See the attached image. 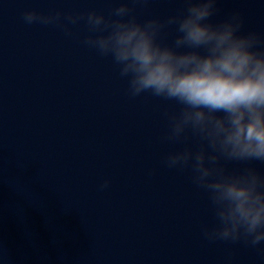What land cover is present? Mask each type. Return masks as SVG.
<instances>
[{"label": "water", "instance_id": "95a60500", "mask_svg": "<svg viewBox=\"0 0 264 264\" xmlns=\"http://www.w3.org/2000/svg\"><path fill=\"white\" fill-rule=\"evenodd\" d=\"M120 3L0 0V264H264V244L204 236L214 223L207 195L189 170L164 163L184 147L164 139L176 102L130 96L111 58L83 43V20H23L29 10L108 16ZM129 7L143 21L187 5ZM217 9L214 21L238 13L245 31L264 36V0H218Z\"/></svg>", "mask_w": 264, "mask_h": 264}, {"label": "clouds", "instance_id": "9594fccd", "mask_svg": "<svg viewBox=\"0 0 264 264\" xmlns=\"http://www.w3.org/2000/svg\"><path fill=\"white\" fill-rule=\"evenodd\" d=\"M139 3L141 0H131ZM180 15L139 20L121 0L111 14L44 15L25 11L26 24L64 25L83 20V43L110 57L132 97L149 93L175 101L164 139L183 144L169 152L170 169L189 170L208 198L214 223L209 240L264 244V36L244 30L238 13L214 21L218 0H184ZM174 39H164L167 30ZM195 138L198 147L188 145ZM242 165L234 171L227 164ZM109 181L101 185L107 188Z\"/></svg>", "mask_w": 264, "mask_h": 264}]
</instances>
